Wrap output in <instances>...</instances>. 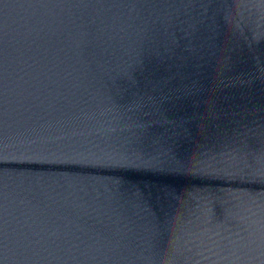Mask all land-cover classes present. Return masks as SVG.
I'll use <instances>...</instances> for the list:
<instances>
[{
	"label": "water",
	"instance_id": "water-1",
	"mask_svg": "<svg viewBox=\"0 0 264 264\" xmlns=\"http://www.w3.org/2000/svg\"><path fill=\"white\" fill-rule=\"evenodd\" d=\"M0 264H264V0H0Z\"/></svg>",
	"mask_w": 264,
	"mask_h": 264
}]
</instances>
